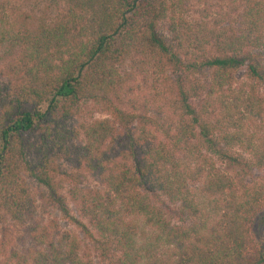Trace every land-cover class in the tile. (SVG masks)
Segmentation results:
<instances>
[{
  "label": "trees",
  "instance_id": "trees-1",
  "mask_svg": "<svg viewBox=\"0 0 264 264\" xmlns=\"http://www.w3.org/2000/svg\"><path fill=\"white\" fill-rule=\"evenodd\" d=\"M219 1L50 0L48 16L0 0V234L32 219L29 180L74 221L70 202L107 264H264L248 231L264 211V0L224 24L183 13ZM244 65L250 83L232 88ZM86 102L104 116L68 126ZM28 233L8 254L0 239V264H92L74 237Z\"/></svg>",
  "mask_w": 264,
  "mask_h": 264
},
{
  "label": "rangeland",
  "instance_id": "rangeland-1",
  "mask_svg": "<svg viewBox=\"0 0 264 264\" xmlns=\"http://www.w3.org/2000/svg\"><path fill=\"white\" fill-rule=\"evenodd\" d=\"M6 1V0H3ZM10 3H14L18 7L25 11L31 12L32 14H42L51 15L60 9V5H56L50 0H8ZM240 7V2L238 0H223L219 1L217 4L211 6L206 11H202L201 7L189 6L184 7L183 12L187 19L198 20L199 18H204L211 22H221V24L227 23L228 21H233L237 18L238 9ZM182 10V9H181ZM183 11V10H182ZM264 58V55H262ZM264 63V62H262ZM245 65L241 66L234 74V82L232 88L237 87L241 82L250 83L246 78ZM166 74L170 73L166 70ZM172 76V75H170ZM194 78L200 80L201 82L207 81V71L203 70L201 73H195ZM131 87H134V92L139 93V90L148 88L149 83L141 80L140 76L136 75L129 82ZM139 89V90H138ZM257 94L264 98V79L257 82ZM97 108V107H96ZM91 103L86 102L81 104L78 112L72 116L68 122V126L73 128H78L79 124L84 121H88L91 118L102 117L103 113L98 112ZM264 137V132L260 133ZM230 152L234 156L241 157L244 161H249V155L244 152L239 147H233ZM206 155L211 156V160L215 167L233 176L234 173L240 171V167L233 164L225 159H220L219 157L206 152ZM69 172L72 169L68 166H64ZM260 172L254 168L250 167L249 171L246 173L245 182L251 183L258 179ZM79 184L83 187H94L97 186L95 179L87 174L79 176ZM29 185V190L33 195L35 202L33 208L32 219L27 221L23 225H14L12 223L6 224V230L3 234H0V239L3 240L5 254H8L11 250H21L25 246L31 245L30 235L28 233L29 228L35 229L38 233L44 229H47L50 233L59 236L62 233L74 237L79 245V254H86L89 256L92 264H107L106 260L101 257L98 252L93 248L90 239L87 237V230H89L84 219L80 218L75 214L73 208L68 201L69 214L72 216L74 221L69 218H65L59 212V210L48 203L43 197H40L39 193L44 192L42 188L36 187L33 182L27 180ZM70 182H66L64 178L58 180L57 186L60 188V192L65 194V189ZM249 236L256 247L264 245V211L256 213L250 220L248 224Z\"/></svg>",
  "mask_w": 264,
  "mask_h": 264
}]
</instances>
